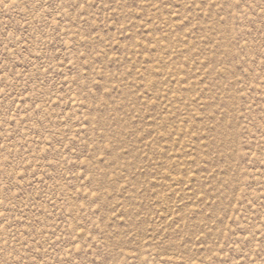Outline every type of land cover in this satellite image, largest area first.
<instances>
[{"label":"rangeland","instance_id":"374dc122","mask_svg":"<svg viewBox=\"0 0 264 264\" xmlns=\"http://www.w3.org/2000/svg\"><path fill=\"white\" fill-rule=\"evenodd\" d=\"M0 264H264V0H0Z\"/></svg>","mask_w":264,"mask_h":264}]
</instances>
